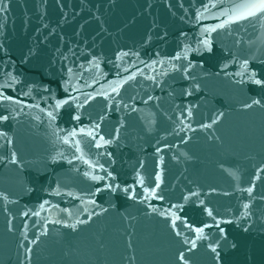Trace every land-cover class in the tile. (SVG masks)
I'll return each instance as SVG.
<instances>
[{"label":"water","instance_id":"1","mask_svg":"<svg viewBox=\"0 0 264 264\" xmlns=\"http://www.w3.org/2000/svg\"><path fill=\"white\" fill-rule=\"evenodd\" d=\"M252 2L0 0V264H264Z\"/></svg>","mask_w":264,"mask_h":264},{"label":"snow or ice","instance_id":"2","mask_svg":"<svg viewBox=\"0 0 264 264\" xmlns=\"http://www.w3.org/2000/svg\"><path fill=\"white\" fill-rule=\"evenodd\" d=\"M239 7L246 9V10L235 14L234 18L237 20L244 19L249 16H254L256 15L257 11H264V0H257V2L247 3L244 5H240ZM220 27H223V25H220ZM253 103L254 104L259 103V101H253ZM250 106L251 105H248V107ZM3 119H7V117H3ZM213 123H216V121H213ZM249 191H251V189H249ZM199 231H202V230H199ZM193 247H195V242H193ZM213 251H215V248H213ZM183 258H184V253H180V259L183 260Z\"/></svg>","mask_w":264,"mask_h":264}]
</instances>
